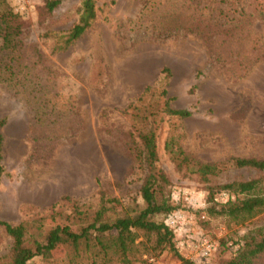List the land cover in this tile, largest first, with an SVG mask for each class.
<instances>
[{
  "label": "rangeland",
  "instance_id": "rangeland-1",
  "mask_svg": "<svg viewBox=\"0 0 264 264\" xmlns=\"http://www.w3.org/2000/svg\"><path fill=\"white\" fill-rule=\"evenodd\" d=\"M7 1L22 20L24 61L12 83H0V220L38 234L52 226L45 218L53 211L70 212L61 198L90 210L101 193L141 205L143 171L124 109L146 87H161L167 69L171 106L191 116L163 115L156 128L158 163L172 180L176 206L162 219L185 259L225 264L234 242L264 225V209L244 224L206 212L211 186L257 180L264 193V169L235 164L264 159V0H97L95 22L58 52L81 0H61L52 13L46 0ZM171 138L189 166L209 163L213 173L204 179L179 168L165 149ZM206 241L213 248L203 260ZM11 245L0 226V257ZM28 264L88 262L62 255ZM133 264L181 262L164 251ZM251 264H264V251Z\"/></svg>",
  "mask_w": 264,
  "mask_h": 264
},
{
  "label": "trees",
  "instance_id": "trees-1",
  "mask_svg": "<svg viewBox=\"0 0 264 264\" xmlns=\"http://www.w3.org/2000/svg\"><path fill=\"white\" fill-rule=\"evenodd\" d=\"M97 0H81L76 21L66 37L55 45L54 50H64L77 41L97 18ZM61 0H46L45 7L52 13ZM23 24L7 0H0V83H12L24 61L22 39ZM22 60V61H21ZM17 70V71H16ZM161 87H146L124 112L131 121V132L135 139L132 155L143 171L139 199L122 202L118 198H106L100 194L98 207L84 209L76 201L71 202L70 212L53 211L46 220L52 224L45 232L31 233L26 224L10 225L0 220L12 241L7 256L0 257V264H28L39 257L48 261L65 255L70 261L84 255L88 264H133L157 259L164 251L172 253L181 264H193L177 250L173 241V229L163 221L176 206L171 199L172 180L159 165L156 128L163 115L189 118L188 109L171 106L168 96L167 69ZM5 122L0 121V186L3 175L1 130ZM168 139L165 149L179 168L189 166L190 159L184 150ZM237 167L264 169V159H237ZM209 163L190 165L188 170L206 178L213 173ZM218 189L217 191H215ZM257 180L249 182L231 181L208 188L206 212L210 216H222L235 224H244L264 209V193ZM226 192L229 199L222 202L215 194ZM230 196H233L231 198ZM159 218V219H158ZM39 227L42 219H37ZM236 250L225 264H251L264 251V225L248 230L236 242Z\"/></svg>",
  "mask_w": 264,
  "mask_h": 264
},
{
  "label": "built area",
  "instance_id": "built-area-1",
  "mask_svg": "<svg viewBox=\"0 0 264 264\" xmlns=\"http://www.w3.org/2000/svg\"><path fill=\"white\" fill-rule=\"evenodd\" d=\"M220 196V198H222V202L226 201L227 199H229V195L226 193V192H220L218 194ZM231 198H233V196H230ZM215 199L217 200V198L215 197ZM213 248V244L206 241V242H203L202 245H201V248L199 249L200 251V258L203 259V260H206L211 249Z\"/></svg>",
  "mask_w": 264,
  "mask_h": 264
}]
</instances>
